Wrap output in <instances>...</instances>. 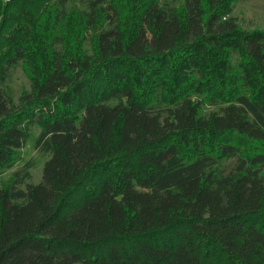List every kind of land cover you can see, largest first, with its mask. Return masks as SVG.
<instances>
[{"label":"trees","instance_id":"1","mask_svg":"<svg viewBox=\"0 0 264 264\" xmlns=\"http://www.w3.org/2000/svg\"><path fill=\"white\" fill-rule=\"evenodd\" d=\"M68 1L0 0V175L35 126L50 155L41 182L0 185V264H264V28L244 0Z\"/></svg>","mask_w":264,"mask_h":264},{"label":"rangeland","instance_id":"2","mask_svg":"<svg viewBox=\"0 0 264 264\" xmlns=\"http://www.w3.org/2000/svg\"><path fill=\"white\" fill-rule=\"evenodd\" d=\"M90 0H69L67 8L86 9ZM183 0H161L165 6L179 5ZM234 15L238 18L239 23L245 28H264V0H244L236 4ZM85 47L90 49V43L86 42ZM233 64L237 65L239 55L237 52L232 54ZM31 81L27 75L23 62L14 65L2 84L4 93L16 103L19 97L25 90H30ZM40 133L38 126L33 127L32 137L27 142L26 146L20 150V160L0 175V185L10 184L15 177V173L20 171L22 175L29 173L26 178L23 188H26L27 183H39L43 179V167L46 160L50 157L49 154L41 152L36 145V139ZM237 163V159H229L221 162V168L229 171ZM264 175V169L261 172Z\"/></svg>","mask_w":264,"mask_h":264}]
</instances>
